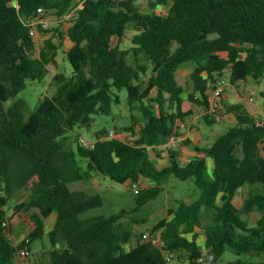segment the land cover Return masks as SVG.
I'll return each mask as SVG.
<instances>
[{
	"label": "trees",
	"instance_id": "trees-1",
	"mask_svg": "<svg viewBox=\"0 0 264 264\" xmlns=\"http://www.w3.org/2000/svg\"><path fill=\"white\" fill-rule=\"evenodd\" d=\"M157 3L146 11L136 0H0V264H19L23 250L29 251L30 264H47L31 251L53 214L48 231L53 264H168L169 253L188 256L189 264H218L227 250L239 256L228 264H264V125L235 103L227 109L237 121L210 145L179 141L195 149L187 162L169 141L184 135L186 117L193 113L183 108L186 98L203 107L213 124L209 90L219 78L228 72L234 84L264 78V0H170L165 14L155 10ZM51 12L58 21L40 28L52 33L38 51L28 21ZM131 30L134 45L124 49ZM66 37L72 41L65 50L72 75L56 73L57 91L28 115L23 99L5 108L26 80H41L50 71ZM140 54L153 66L146 87L138 81L140 71L148 69L137 62ZM187 64H193V89L186 97L177 72ZM124 87L130 102L155 101L144 109L139 129L133 117V138L108 137L103 126L92 147L80 145L78 137L76 148L68 146L77 125L90 127L96 116L111 113ZM164 144L169 164L162 167L158 146ZM96 174L120 183L145 179L149 185L134 192L135 212L156 199L172 175L194 178L200 193L192 202L171 199L167 215L151 230L158 245L135 233L127 210L94 213L103 198L72 188ZM246 185L248 195L237 204ZM17 187L31 191V197L18 202L15 213L28 216L34 227L15 243L5 229L6 207ZM253 212L259 214L255 224L245 218Z\"/></svg>",
	"mask_w": 264,
	"mask_h": 264
},
{
	"label": "rangeland",
	"instance_id": "rangeland-1",
	"mask_svg": "<svg viewBox=\"0 0 264 264\" xmlns=\"http://www.w3.org/2000/svg\"><path fill=\"white\" fill-rule=\"evenodd\" d=\"M137 4L142 5L143 10L151 11V2H158L155 10L159 13L165 14L168 11L170 0L160 1V0H136ZM47 18L51 19V27L55 25L58 21L57 17L51 12L47 15ZM52 32L39 33L36 37L38 44V51L44 46V40ZM134 31H129L128 36L124 39L122 47L124 49L132 47L134 44L131 41V36ZM58 40V39H57ZM64 46L58 50V55L56 60L50 64V71L41 80H26V86L19 92L18 95L10 97L5 103V108L13 105L17 100L23 99L27 103L26 114L28 115L31 111H34L41 98L46 95H53L57 91L58 84L53 80L56 73L63 72L66 75H72L73 66L68 60L65 50L68 49L72 43L69 37L64 40ZM56 42H59L56 41ZM136 55L132 51L129 59H134ZM136 60V59H135ZM137 62L141 65L148 66L146 73L140 71V77L138 81L143 82V86L146 87L149 77L153 72V66L149 58L145 54H140L137 58ZM193 70V64L184 65L178 70V80L185 87L187 97L188 94L193 89V82L191 79V72ZM226 79V93L228 95V101L230 103L238 102V97L236 96L237 86L242 92H245L248 96L252 97L254 100L251 103L256 111L257 118L264 119V78L261 81H256L252 77L243 81H240L239 85H236L230 81V73L228 72ZM154 90L152 94H155ZM120 101L113 104L112 111L109 115H98L92 126H81L77 125L73 130V134L68 139V146H73L76 148L75 137L79 138V144L82 145V139H87L88 141H94L95 133L99 132L103 126L108 127L110 130L115 129L114 136L121 137L123 139H131L133 135L129 129V126L133 122V117L135 116L139 121H136V126L139 129L141 124L144 123V109L151 107L155 104L153 99H145V101L135 100L133 102L129 101L127 88H122L119 91ZM213 98V97H212ZM184 108L187 110H192V114L186 117L184 133L185 137L174 140L172 145L176 148L182 150L183 157L187 161L191 155L195 153V149L192 145L194 143H199L200 145H210L217 136L224 133L232 123L219 122L216 124H209L204 118L203 114L205 109L203 107H198L197 104L191 102L186 98L184 102ZM224 111L215 113L218 117L224 115ZM140 122V123H139ZM108 136V133H106ZM188 138L191 140V146L187 144H180V140ZM166 145V144H164ZM160 147V146H158ZM193 152V153H192ZM188 154V155H187ZM169 164L168 157L161 161V166H167ZM139 187H145L149 185L144 179L140 180ZM72 188H79L87 191L89 194H99L103 198L104 204L96 208L93 212L105 215H111L117 213L122 209L127 210L130 213V221L132 222L133 228L136 230V234L145 233L143 238L156 237V235L151 233L153 225L161 218L167 215L168 208L170 206V201L173 197L184 199L188 202H192L198 198V193L200 189L196 186L195 179H179L175 176H170L164 181L165 188L161 194L154 200L146 204L140 211H133L136 205L135 193L133 184L131 182L120 183L109 176L96 174L94 178L84 179L71 184ZM264 187V185H261ZM250 186L246 185L241 189L240 194L236 197L235 202L240 204L242 199L248 195ZM31 197V191L25 189L24 187H17L11 196L10 201L7 205V222L5 233L7 238L13 240L15 243L20 242L25 238L34 223L32 220L25 215L15 213V205L21 200H28ZM129 211V212H128ZM259 214L257 212L251 213L249 216L246 215L245 218L249 219L251 224H255ZM145 218L146 222H141L137 219ZM56 220V215L53 214L49 219H47L46 227L47 232L42 238H38L33 241L32 251L36 255H40L42 259L47 264H53L52 259V244L49 236V229L54 227ZM128 221V220H127ZM142 221V220H141ZM134 222V223H133ZM239 256L227 250L222 258L218 261V264H228L229 261L238 258ZM252 260L257 261L258 257H253ZM19 264H30L29 257L25 255H20L18 257ZM168 264H189L188 256L180 257L174 254L169 260Z\"/></svg>",
	"mask_w": 264,
	"mask_h": 264
},
{
	"label": "built area",
	"instance_id": "built-area-1",
	"mask_svg": "<svg viewBox=\"0 0 264 264\" xmlns=\"http://www.w3.org/2000/svg\"><path fill=\"white\" fill-rule=\"evenodd\" d=\"M82 6V3L79 5ZM76 8L73 9L71 12L65 14L63 16V19H69L71 18V16L73 15V13L75 12ZM28 24L31 27V33L36 37L39 33H40V28L42 27L43 29H49L51 27L50 21L47 20L46 18H39V19H30L28 21ZM225 87H226V79L225 78H219L217 80V83L215 85V87L212 89V106L210 111L212 113H218L220 111H224L226 108L224 106V103L222 101L224 93H225ZM259 126H263L264 125V120L263 119H257L256 122ZM115 133V129L112 128L109 130L108 132V137H113ZM175 137L172 136L170 138V143H174ZM82 145L86 146V147H92L94 145V141H88L87 139H82ZM149 152L150 154H154L153 149L149 146ZM139 185L140 182H135L133 183V187L134 190L136 192H138L139 190ZM151 239L153 240L154 243L156 244H160V239L156 236V237H151ZM22 255H25L26 257L29 255V251L28 250H23L21 252ZM174 254L173 253H169L168 254V259L170 260L172 258Z\"/></svg>",
	"mask_w": 264,
	"mask_h": 264
},
{
	"label": "crops",
	"instance_id": "crops-1",
	"mask_svg": "<svg viewBox=\"0 0 264 264\" xmlns=\"http://www.w3.org/2000/svg\"><path fill=\"white\" fill-rule=\"evenodd\" d=\"M46 19L47 20H49L50 21V24H51V22H52V20L51 19H49V18H47L46 17ZM37 37V36H36ZM72 44V43H71ZM71 46V45H70ZM50 67V66H49ZM177 75H178V73H177ZM250 78V77H249ZM248 78V79H249ZM247 80V79H246ZM243 81H245V80H243ZM236 85H239L240 84V81L239 82H237V83H235ZM239 87L237 86V91H236V96L239 98L238 99V102H236V103H242L243 105H244V107L246 108V110L248 111V112H250V114H252L256 119H260V118H257V116H256V111H255V109H254V107H253V105L251 104V103H253V101L254 100H252L251 98L252 97H250V96H248L245 92H242L240 89H238ZM209 93L210 94H212V90H209ZM186 101V100H185ZM222 101H223V103H224V106H225V110H224V115H222L221 114V116L219 115L218 117H216L215 116V118H216V122L215 123H213V124H216V123H219V122H224V123H232V124H234L236 121H237V117H236V115H235V113L234 112H232V111H229L228 109H227V107L228 106H230V105H232V104H235V103H230L229 101H228V95H227V93H226V88H225V93H224V96H223V99H222ZM198 107H200V106H198ZM183 108H184V104H183ZM185 110H187L186 108H184ZM206 113V111L204 112V114ZM203 114V116H205ZM205 118V117H204ZM264 120V119H263ZM183 137H185V133H184V135L182 136V137H180V138H183ZM196 144H198V145H200L199 143H196ZM161 148H163V158H161L160 159V166H161V161L163 160V159H165V158H167L168 157V159H169V156H168V152H167V145H161L160 146ZM193 153V152H192ZM154 154H155V151H154ZM195 154V153H194ZM193 154V155H194ZM188 155V154H187ZM193 155H191V156H193ZM191 156L189 157V159H187V161L188 160H190V158H191ZM180 160H182V162H187V161H184V159L186 160V158H184L183 157V153H182V150H181V155H180ZM166 166V165H165ZM163 167V166H162ZM145 180V179H144ZM146 181V180H145ZM147 182V181H146Z\"/></svg>",
	"mask_w": 264,
	"mask_h": 264
}]
</instances>
